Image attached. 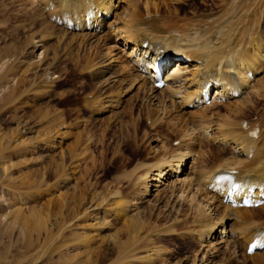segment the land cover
Here are the masks:
<instances>
[{"label": "rangeland", "instance_id": "374dc122", "mask_svg": "<svg viewBox=\"0 0 264 264\" xmlns=\"http://www.w3.org/2000/svg\"><path fill=\"white\" fill-rule=\"evenodd\" d=\"M145 1L139 5L143 14ZM153 1L161 6L158 16L169 14L180 22L193 18L195 10L205 13L223 3ZM36 4L37 0H0V264H88L91 255L103 259L90 264L197 263L195 255L205 251L208 242L201 247V240H192L188 232L194 218L189 197L178 202L165 185H150L148 193L138 178L163 154V147L177 149L179 134L170 127L179 115L169 111L161 124L152 125L159 107L145 101L141 83L121 63L101 78L87 73L90 65L80 71L86 60L95 63L110 55L126 59L132 50L117 48L114 41L95 49L99 38L109 34L108 27L82 50L65 48L51 35L47 39L39 23L27 20L26 10ZM175 7L180 13L173 14ZM33 25L47 33L35 38L34 50ZM43 50L56 56L47 69L41 62ZM110 75L119 80L111 82ZM103 101L109 105L98 111ZM196 111L189 109L187 118ZM253 114L247 117L256 119ZM210 153L205 152L204 165L224 161ZM226 154L228 149L222 153ZM189 161L181 178L190 172ZM198 195L199 204L206 203V194ZM227 238L232 237L223 239ZM225 242L221 250H211L213 264H257L260 253H249L240 245L235 256L230 242Z\"/></svg>", "mask_w": 264, "mask_h": 264}, {"label": "bare ground", "instance_id": "6f19581e", "mask_svg": "<svg viewBox=\"0 0 264 264\" xmlns=\"http://www.w3.org/2000/svg\"><path fill=\"white\" fill-rule=\"evenodd\" d=\"M141 1L37 0L31 10H26L28 15L25 16L28 21L39 23V30L48 33H45L47 39L51 35L65 48L82 50L107 27L109 34L99 38L95 49L112 41L115 47L131 46L126 59L110 55L95 63L86 60L87 63L80 64V71L90 65V71L86 72H94L95 77L101 78L115 64L121 63L123 69L141 83L139 88L145 101L159 107L160 114L153 119L152 125L161 124L169 111L179 115L170 122V129L179 134L177 149L163 147V154L155 162L146 164L147 169L138 177L142 187L149 193L153 189L150 185L170 186L178 202L189 197L194 218L188 232L192 240H201V247L208 242L204 245L206 250L195 255L198 259L194 260L195 264H213L215 255L211 250L216 246L221 250L225 241L230 242V253L235 256L240 245L246 251L251 245L255 251L260 249L261 252H254L261 254L256 262L264 264V75L257 77L264 72V0H219L223 3L218 8L205 13L195 10L193 18L181 22L164 14L168 11L158 16L161 6L153 0L143 3V14V8L139 10ZM180 5L182 7V3ZM178 7L173 14L178 13ZM165 8L170 9L167 4ZM113 15V20H107ZM34 26L30 27L38 28ZM40 31L37 29L31 34L32 42L46 36ZM34 43L33 50L37 47ZM42 54L41 62L47 69L56 56H50L47 50ZM159 56L173 62L166 67L165 85L161 88L156 86L155 78ZM108 79L111 82L119 80L116 75ZM99 104L98 111L106 110L109 105L104 101ZM195 108L197 111L187 118L189 109ZM252 111L256 119L247 117ZM256 130L257 135H253ZM159 138L157 140L162 142ZM226 149L228 154L223 156ZM205 152H211L216 159L223 157L224 161L206 166ZM189 159L190 172L181 178ZM151 179L155 180L152 184ZM198 194H206V203L199 204ZM214 199L221 202V207ZM246 200L253 201V208L244 205ZM257 202L258 207L255 206ZM118 212L126 216L123 209ZM211 212L219 216L212 217ZM228 235L231 240L223 239ZM213 238L217 239L214 245ZM91 256L89 262L103 259V255ZM149 257L152 260L151 254Z\"/></svg>", "mask_w": 264, "mask_h": 264}]
</instances>
